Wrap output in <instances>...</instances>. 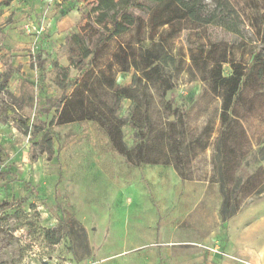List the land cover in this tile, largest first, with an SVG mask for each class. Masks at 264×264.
I'll return each instance as SVG.
<instances>
[{
	"label": "rangeland",
	"instance_id": "1",
	"mask_svg": "<svg viewBox=\"0 0 264 264\" xmlns=\"http://www.w3.org/2000/svg\"><path fill=\"white\" fill-rule=\"evenodd\" d=\"M69 1L12 0L0 6V71L5 63L15 68L0 92V264H150L156 236L170 232L165 223L180 221L181 216L173 218L186 205L182 191L219 183L221 91L212 86L210 64L197 51L213 41L228 50V60L247 65L251 51L264 56V0H230L238 19L218 8V16L235 20L232 28L184 21L164 48L158 34L151 40L146 28L139 42L131 27L110 39L96 62L91 50L86 51L82 69L69 65L65 37L79 30L87 3ZM204 2L211 12L214 2ZM70 10L71 23L63 30V15ZM136 13L146 20L145 12ZM30 23L43 30L27 33L25 24ZM152 41L161 49L163 75L172 84L164 94L160 83L140 79V72L133 79V67L106 66L117 44L146 47ZM57 64L70 66L67 77H61ZM222 72H230L228 62ZM103 76L115 84L134 85L136 98L115 105L113 89ZM73 90L83 93L97 112L92 118L56 123L51 104ZM238 111L249 150L236 174H248L264 167V86L248 88ZM117 124V142L124 143L132 159L117 152L107 134L106 128ZM45 131L50 151L45 150ZM139 142L150 162L138 161ZM69 219L76 222L72 236L65 232ZM47 232L59 235L60 241L49 243ZM212 249L219 250L207 245Z\"/></svg>",
	"mask_w": 264,
	"mask_h": 264
},
{
	"label": "trees",
	"instance_id": "2",
	"mask_svg": "<svg viewBox=\"0 0 264 264\" xmlns=\"http://www.w3.org/2000/svg\"><path fill=\"white\" fill-rule=\"evenodd\" d=\"M12 0H0V6L9 5ZM86 9L81 12L78 21L79 30L71 32L65 37L69 65L82 69L85 65L83 54L91 50V61L96 62L102 51L108 46L109 40L135 28L136 40L141 42V36L147 28L148 36L152 40L158 34V43L164 48L169 39L177 34L184 21H191L198 24L216 23L228 25L232 28L235 20H226L216 14L218 8L228 11V17L238 19L237 11L230 0H212L215 4L211 12L205 10L204 0H85ZM136 11L146 13V20ZM262 17V14L260 15ZM166 26L164 31H160ZM227 51L219 43L211 41L208 48L201 47L198 55L210 64L208 78L212 86L221 91V130L218 134L217 157L221 161L219 172V183L225 187V203L227 206L234 204L238 207L245 197L255 192L264 181V167L259 166L248 174H236L241 161L249 150L248 136L242 122V115L238 111V102L252 85L258 88L264 86V56L259 51L250 52V61L247 65L227 59ZM40 56V55H39ZM38 56V60H40ZM76 56L77 58H74ZM161 49L157 43L152 41L149 46L136 47L133 43L117 44L111 53V61L107 68L111 70L113 64H117L121 70H129L133 67V79H137V72H140V79L157 81L162 85L161 93L172 87L170 78L163 75L160 59ZM229 63L230 72L226 75L222 72L223 63ZM0 71V92L3 91L15 68L12 64ZM61 72V77L68 76L70 66L56 65ZM106 84L113 89V99L117 105L122 99L136 98L134 85L123 86L115 84L112 77L103 76ZM89 87L88 85L86 86ZM49 102H51L49 100ZM89 106L87 98L83 93L73 90L72 95L62 94L51 104L56 110V123L62 124L84 118H92L97 112L94 105ZM13 109L9 113H13ZM28 126V125H27ZM119 124L108 126L107 134L117 152L124 155L128 160L132 159L130 150L125 148L123 142H117L120 137ZM41 128H37V133ZM43 140L47 142L46 151L51 150V139L47 131L43 134ZM244 141L245 144L240 143ZM248 144V146H247ZM246 145L247 149L243 150ZM166 153V152H163ZM175 157L181 158L180 151H174ZM144 155V147L139 142L137 146V159L139 162L147 161ZM156 158L153 162H158ZM180 171V170H179ZM182 172L180 171L179 174ZM65 232L76 231V222L69 219L65 222ZM81 234V247L84 253L88 252L86 235L83 228ZM53 233V230L50 233ZM47 232L46 240L49 243H58L59 235Z\"/></svg>",
	"mask_w": 264,
	"mask_h": 264
},
{
	"label": "crops",
	"instance_id": "3",
	"mask_svg": "<svg viewBox=\"0 0 264 264\" xmlns=\"http://www.w3.org/2000/svg\"><path fill=\"white\" fill-rule=\"evenodd\" d=\"M71 11L63 15V30L71 23ZM191 189L182 191L186 205L183 202V210L173 218L181 216L180 221L165 223L170 232L156 236L150 264H264V181L238 207L227 206L225 187L220 183ZM191 231L203 235L196 238ZM207 245L219 250H207Z\"/></svg>",
	"mask_w": 264,
	"mask_h": 264
},
{
	"label": "built area",
	"instance_id": "4",
	"mask_svg": "<svg viewBox=\"0 0 264 264\" xmlns=\"http://www.w3.org/2000/svg\"><path fill=\"white\" fill-rule=\"evenodd\" d=\"M25 29L27 33H40L43 28L41 26H35L34 24H25ZM213 251H216L215 249H212Z\"/></svg>",
	"mask_w": 264,
	"mask_h": 264
}]
</instances>
